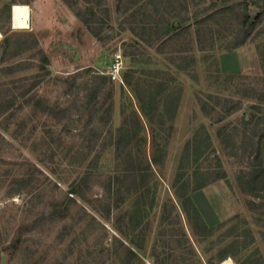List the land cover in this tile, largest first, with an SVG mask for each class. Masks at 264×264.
<instances>
[{
    "label": "rangeland",
    "instance_id": "obj_1",
    "mask_svg": "<svg viewBox=\"0 0 264 264\" xmlns=\"http://www.w3.org/2000/svg\"><path fill=\"white\" fill-rule=\"evenodd\" d=\"M245 3L102 0L96 36L84 0H0V264H264V18L235 47Z\"/></svg>",
    "mask_w": 264,
    "mask_h": 264
},
{
    "label": "trees",
    "instance_id": "obj_2",
    "mask_svg": "<svg viewBox=\"0 0 264 264\" xmlns=\"http://www.w3.org/2000/svg\"><path fill=\"white\" fill-rule=\"evenodd\" d=\"M68 1V0H66ZM87 3V6L84 10H79L76 14L81 19V21L94 33L96 36L99 34L97 30L94 28V24L96 22L95 17L98 16L97 12L91 9L90 5L93 7H98L102 0H84ZM261 0H252V5L256 7V15L253 14L251 9L248 8V5L245 3V7L243 9L242 13V22H241V30L239 35L235 38L234 46H240L243 44L247 39L253 34L255 31L257 25L262 22L264 18V3L260 4ZM10 108V104L2 103L0 104V112H4ZM196 147L200 149L201 145H199V141L195 140ZM198 144V145H197ZM190 144L188 145V147ZM189 151V149H187ZM208 174V173H207ZM224 174L220 172L217 174L215 178H223ZM201 176V177H200ZM199 173H196V186L195 188L200 189L209 184V179L207 181H204L202 178L203 176ZM89 177L85 176L81 180V182L78 184V186L75 188V192L78 194V196L83 197L84 191L81 188V183H88ZM74 200V199H73ZM185 204L188 206V208L193 211L195 219L197 220V223H199L204 231L205 235H210L214 232L215 228L208 226L204 219L202 218V215L200 214L197 207L194 205V202L192 199L188 196L185 200ZM59 216V213H55V218ZM45 217H41L37 221H35L32 225H28V229H31L37 224H39L42 220H44Z\"/></svg>",
    "mask_w": 264,
    "mask_h": 264
},
{
    "label": "bare ground",
    "instance_id": "obj_3",
    "mask_svg": "<svg viewBox=\"0 0 264 264\" xmlns=\"http://www.w3.org/2000/svg\"><path fill=\"white\" fill-rule=\"evenodd\" d=\"M31 19V9L30 6L26 4H15L12 11V24L16 29H27L31 27L30 24ZM2 37V33L0 31V39ZM220 264H235L232 260V257H226L221 261Z\"/></svg>",
    "mask_w": 264,
    "mask_h": 264
},
{
    "label": "built area",
    "instance_id": "obj_4",
    "mask_svg": "<svg viewBox=\"0 0 264 264\" xmlns=\"http://www.w3.org/2000/svg\"><path fill=\"white\" fill-rule=\"evenodd\" d=\"M119 58H120V57L118 56V59H119ZM118 70H119V67H118V65H117V66H116V72H118ZM117 76H118V75L115 74V75H114V79L117 78Z\"/></svg>",
    "mask_w": 264,
    "mask_h": 264
}]
</instances>
